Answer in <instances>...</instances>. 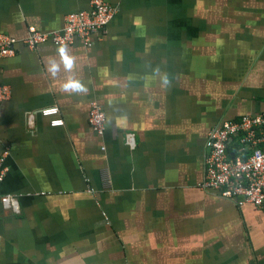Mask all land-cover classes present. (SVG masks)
<instances>
[{"label": "crops", "instance_id": "0c3cea01", "mask_svg": "<svg viewBox=\"0 0 264 264\" xmlns=\"http://www.w3.org/2000/svg\"><path fill=\"white\" fill-rule=\"evenodd\" d=\"M104 1L90 47L0 59V195L18 201H0V264H264V213L203 187L211 130L264 111V0ZM89 3L0 0V34L59 32Z\"/></svg>", "mask_w": 264, "mask_h": 264}, {"label": "built area", "instance_id": "2783aa9c", "mask_svg": "<svg viewBox=\"0 0 264 264\" xmlns=\"http://www.w3.org/2000/svg\"><path fill=\"white\" fill-rule=\"evenodd\" d=\"M116 14L117 8L108 2L90 0L88 10L66 16L64 27L59 32L42 33L32 28L22 41L0 34V59L14 57L20 44L35 50L48 43L66 46L81 40L85 46L90 47L92 37L105 33ZM10 96V88L0 84V104ZM59 113L57 106L42 110V114L47 117ZM88 119L91 128L102 136L106 128V113L97 100L91 102ZM52 124L62 126L64 121L55 119ZM233 140L237 141V147L230 150L229 145ZM207 146L204 189L216 191L221 197L233 199L241 205L252 204L264 213V111L224 122L211 130ZM4 163L3 157L0 159V184L8 174ZM0 201L5 207L18 210L15 196L0 195Z\"/></svg>", "mask_w": 264, "mask_h": 264}, {"label": "clouds", "instance_id": "9594fccd", "mask_svg": "<svg viewBox=\"0 0 264 264\" xmlns=\"http://www.w3.org/2000/svg\"><path fill=\"white\" fill-rule=\"evenodd\" d=\"M67 57V52L64 51L62 54H61V60H64V58ZM70 59V57L68 58ZM48 65H49V70L50 72L54 73L56 68L58 67V61L55 60L54 58H49V62H48ZM71 65L70 64H65V67H70ZM73 88V89H76V88H79L80 85L76 82H69L65 85V88Z\"/></svg>", "mask_w": 264, "mask_h": 264}, {"label": "trees", "instance_id": "16d2710c", "mask_svg": "<svg viewBox=\"0 0 264 264\" xmlns=\"http://www.w3.org/2000/svg\"><path fill=\"white\" fill-rule=\"evenodd\" d=\"M232 150H235V148H234V149H232Z\"/></svg>", "mask_w": 264, "mask_h": 264}]
</instances>
